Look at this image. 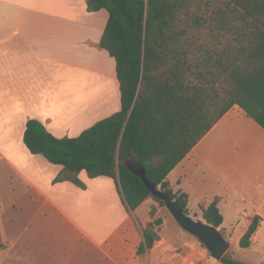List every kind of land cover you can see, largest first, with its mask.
<instances>
[{"label": "trees", "instance_id": "trees-1", "mask_svg": "<svg viewBox=\"0 0 264 264\" xmlns=\"http://www.w3.org/2000/svg\"><path fill=\"white\" fill-rule=\"evenodd\" d=\"M88 12L106 10L101 41L116 61L121 110L75 138H57L29 119L23 142L32 155L62 170L54 184L79 178L114 180L128 212L152 196L125 165L146 169L148 179L186 214L189 196L174 193L167 178L235 106L264 129V0H86ZM211 44L199 43L201 34ZM206 223L219 229L223 216L215 198L201 206ZM156 213L155 207L151 215ZM260 222L255 217L239 239L248 249ZM162 219L143 228L138 256L161 241ZM225 235V233H222ZM0 228V254L4 250ZM221 264H242L224 256Z\"/></svg>", "mask_w": 264, "mask_h": 264}, {"label": "crops", "instance_id": "crops-1", "mask_svg": "<svg viewBox=\"0 0 264 264\" xmlns=\"http://www.w3.org/2000/svg\"><path fill=\"white\" fill-rule=\"evenodd\" d=\"M108 20L106 10L88 12L86 0H0V136L17 139L6 142L7 152L39 187L37 215L56 214L109 264H143L136 252L150 218L149 211L146 220L138 214L146 202L151 208V198L128 212L111 178L90 179L82 172L85 190L68 181L54 184L62 167L32 155L23 142L29 119L57 138H75L121 110L116 61L88 44L101 41ZM195 155L214 171L212 179L201 176L197 188L191 181ZM167 180L174 193L189 196L188 209L192 197L207 199L210 193L207 206L218 198L224 219L218 230L237 234L236 242L259 217L245 261L264 264V129L240 107H233Z\"/></svg>", "mask_w": 264, "mask_h": 264}, {"label": "rangeland", "instance_id": "rangeland-1", "mask_svg": "<svg viewBox=\"0 0 264 264\" xmlns=\"http://www.w3.org/2000/svg\"><path fill=\"white\" fill-rule=\"evenodd\" d=\"M199 40V43L204 44L214 42L207 33L201 34ZM15 141L17 139L0 136V228L5 247L0 254V264H109L106 257L83 242L72 227L56 214L45 217L36 214L38 208L42 207L39 187L33 183L32 177L15 168L12 155L7 152V143ZM191 168L194 171L191 181L196 188L195 182L201 176L206 180L213 178L214 171L209 169L202 155L194 156ZM174 180L175 176L172 178ZM205 194L207 199L192 197L189 204V215L197 222H205L200 207L206 208L212 199L210 193ZM151 201V208L146 202L138 215L146 220L149 211L150 221L162 219L161 241L154 252L141 258L143 264H221L212 257L207 247L175 221L165 206L152 198ZM153 207L156 209L154 216L151 215ZM224 236L232 238L226 256L247 264L248 250L240 248L239 242L235 240L237 234L226 233ZM131 257L136 258L134 255Z\"/></svg>", "mask_w": 264, "mask_h": 264}, {"label": "water", "instance_id": "water-1", "mask_svg": "<svg viewBox=\"0 0 264 264\" xmlns=\"http://www.w3.org/2000/svg\"><path fill=\"white\" fill-rule=\"evenodd\" d=\"M129 170L141 178L153 197L159 199L172 214L175 221L189 234L198 239L210 251L212 257L221 262L232 245V239H227L220 230L202 221H195L186 214L182 207L172 200L170 195L153 184L147 177L146 169L133 164H125Z\"/></svg>", "mask_w": 264, "mask_h": 264}]
</instances>
